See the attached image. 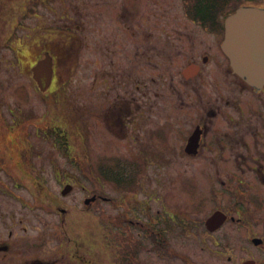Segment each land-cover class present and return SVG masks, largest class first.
I'll return each mask as SVG.
<instances>
[{
    "label": "rangeland",
    "instance_id": "374dc122",
    "mask_svg": "<svg viewBox=\"0 0 264 264\" xmlns=\"http://www.w3.org/2000/svg\"><path fill=\"white\" fill-rule=\"evenodd\" d=\"M219 41L188 17L184 0H0V239L13 231L32 245L41 236L54 247L68 246L67 237L88 239L96 245L90 257L110 264L121 261L125 229L130 262L164 264L171 259L143 232L154 223L166 245H185L192 261L235 264L207 255L197 231L222 195L219 175L207 178V170L231 167L235 158H189L178 137L195 122L198 94L215 92L229 75L215 55ZM55 42L68 71L44 93L28 64L36 43ZM204 55L211 60L204 78L187 82L183 71L204 66ZM114 159L144 164L134 191L98 182L96 167ZM67 184L74 188L63 195ZM95 195L89 209L84 201ZM186 225L197 233L182 237Z\"/></svg>",
    "mask_w": 264,
    "mask_h": 264
},
{
    "label": "flooded vegetation",
    "instance_id": "af4514ba",
    "mask_svg": "<svg viewBox=\"0 0 264 264\" xmlns=\"http://www.w3.org/2000/svg\"><path fill=\"white\" fill-rule=\"evenodd\" d=\"M260 7L264 9V6ZM236 11L237 9L233 13ZM227 17L228 15L220 17L215 30L205 29L218 36L220 40L219 52L221 53L215 55L218 58L223 57L224 61L230 65V61L222 49L226 36L225 21ZM56 45L57 42L55 44L36 43L33 47L34 56L28 64L29 69L32 70L38 61L50 56L53 60L52 86L57 83L63 72L68 71V69H60L62 59L57 52L58 50H55L54 46ZM210 61L209 56L204 55V66L191 63L188 67L196 66V70H194L196 75L189 72V78H186L187 82H192L196 78H204V67L208 66ZM228 73L229 75L223 82L220 83L219 80L216 82L218 85L215 87V92L208 96H205V93L198 94L201 91L197 87H193L195 89L194 94H198L202 102L193 107L198 110L194 115L195 122L183 125L182 137L180 134L178 135L181 138V146L179 147L181 154L189 158L204 155L235 158L233 160L234 165L231 167L219 166L213 168L214 171L207 170V178L209 174L216 173L219 175L221 179L220 188L222 189L221 197L214 201L217 207L212 210L211 215H207L208 217L204 222L205 228L197 230L206 237L203 242L207 255L218 257L221 254V256H226L230 263L235 264H264V87L257 89L250 86L235 73L231 65ZM183 74L185 76L184 71ZM192 75L195 76L192 77ZM222 76L225 75L222 74ZM222 76H218V78L222 79ZM225 81H229L230 85H225ZM174 121L176 127L181 125L176 120ZM193 136L196 137L197 143L189 146ZM166 140L171 142L167 137ZM175 149L174 147L170 150L169 146L168 151L166 148H162L161 152L167 151V153L174 154ZM241 158H252V160L251 163L246 162L247 164L241 165ZM224 174L231 176L225 177ZM214 184L219 188L216 181ZM207 189L210 190L205 194H209L211 191L209 184ZM225 198L228 199L227 209L222 206ZM87 201L86 199L84 203L90 209L91 203H87ZM58 210L61 214H66L65 209ZM217 212H222L225 220L218 228L211 229L207 222ZM121 222V225L126 227L127 216ZM229 225H234L232 230L225 229ZM143 232L146 234V241L153 246L156 245L157 253L171 259L164 264H200L191 260L185 245H166L168 240H166L164 231L161 229L155 231L154 223L151 227L143 229ZM188 233L197 232L191 231L186 225L180 234H183L181 236L185 238ZM16 234L17 232L13 231L9 240L0 239V264H106V262H98L90 257V252L95 250L96 245L88 239L67 237L68 246L65 245L64 241H60L57 242L59 243L57 247H54L50 245V242L46 244L43 236L40 237L38 243L32 245L26 240L15 238ZM121 238V261L110 264H139L129 261L134 256L135 251L128 247L129 243L133 242L127 237L125 229L123 232L121 231ZM208 238L211 239L210 242ZM233 238L235 240H232ZM43 246H45L44 250Z\"/></svg>",
    "mask_w": 264,
    "mask_h": 264
},
{
    "label": "water",
    "instance_id": "95a60500",
    "mask_svg": "<svg viewBox=\"0 0 264 264\" xmlns=\"http://www.w3.org/2000/svg\"><path fill=\"white\" fill-rule=\"evenodd\" d=\"M224 53L228 56L231 66L249 85L262 89L264 86V9L252 6L241 7L226 20V36L222 45ZM196 66L188 67L184 73L195 74ZM34 80L39 89L46 92L53 81V60L50 56L40 60L33 67ZM192 143V144H191ZM196 142L193 136L190 145ZM73 190L67 185L62 194L67 195ZM96 196L88 199L87 203L95 201ZM225 220L222 212H217L207 224L211 229L218 228Z\"/></svg>",
    "mask_w": 264,
    "mask_h": 264
},
{
    "label": "trees",
    "instance_id": "16d2710c",
    "mask_svg": "<svg viewBox=\"0 0 264 264\" xmlns=\"http://www.w3.org/2000/svg\"><path fill=\"white\" fill-rule=\"evenodd\" d=\"M246 1L258 0H184L188 17L205 28L215 30L221 16H226ZM114 162L100 163L96 167L97 180L102 184H111L119 191L130 193L138 187L143 163L114 159ZM103 181V182H102ZM126 202V199H124Z\"/></svg>",
    "mask_w": 264,
    "mask_h": 264
}]
</instances>
